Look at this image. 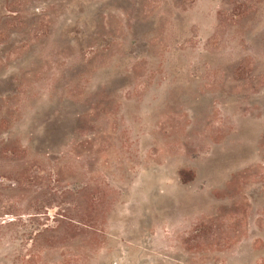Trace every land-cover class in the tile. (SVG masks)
<instances>
[{"label": "rangeland", "instance_id": "374dc122", "mask_svg": "<svg viewBox=\"0 0 264 264\" xmlns=\"http://www.w3.org/2000/svg\"><path fill=\"white\" fill-rule=\"evenodd\" d=\"M0 264H264V0H0Z\"/></svg>", "mask_w": 264, "mask_h": 264}, {"label": "trees", "instance_id": "16d2710c", "mask_svg": "<svg viewBox=\"0 0 264 264\" xmlns=\"http://www.w3.org/2000/svg\"><path fill=\"white\" fill-rule=\"evenodd\" d=\"M20 170L21 171L17 172V174L21 173L19 176L9 180L11 182L9 188L13 192V196L12 198H9L8 204L5 206L6 210L4 213L7 214L8 220H2L3 222H7L8 224H15L16 222H19L20 215L17 212L20 210L21 206L19 205L18 200L23 197V194L28 189L31 190L33 187H39L47 193V196H41V198H39L41 200L32 201V199H30V202L27 203L26 209H33V212L27 213L26 215L34 218L38 217V215L48 213V210L50 209L49 203H51L50 205L55 204V208H58L59 203L63 202L61 199L65 195L71 194V191L67 189L57 190V188L52 187L56 177L55 169L47 170L45 167L40 165L28 164L27 166H23ZM86 190L87 189L85 187H80L74 191L76 198L73 204V209L75 210L76 217L70 218L67 221L70 223V226H73L78 230L90 228L91 217L87 209L90 207L89 205H91L93 200L89 198ZM58 216L62 217L63 215L58 214ZM52 221L58 223L57 219H53ZM39 224L40 223L37 221V225ZM33 229L35 230V234L39 233L38 229L36 230L35 227ZM39 236L40 235H37V240L35 239L37 245ZM54 239H56V237L52 236L50 241H54ZM17 257L20 256L17 255Z\"/></svg>", "mask_w": 264, "mask_h": 264}]
</instances>
